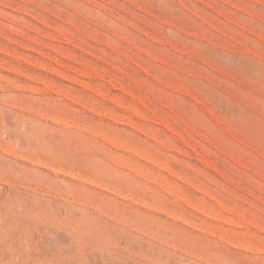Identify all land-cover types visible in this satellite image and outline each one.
<instances>
[{"label": "rangeland", "instance_id": "obj_1", "mask_svg": "<svg viewBox=\"0 0 264 264\" xmlns=\"http://www.w3.org/2000/svg\"><path fill=\"white\" fill-rule=\"evenodd\" d=\"M0 47L53 264H264V0H0Z\"/></svg>", "mask_w": 264, "mask_h": 264}, {"label": "bare ground", "instance_id": "obj_2", "mask_svg": "<svg viewBox=\"0 0 264 264\" xmlns=\"http://www.w3.org/2000/svg\"><path fill=\"white\" fill-rule=\"evenodd\" d=\"M23 48L28 49V47L26 48V46ZM4 51L5 50H2L0 47V52L4 53ZM7 53L10 52H8L7 50ZM7 53L5 52V54ZM26 61L27 60H25V62ZM29 64L31 65V63ZM42 70L45 69L42 68ZM63 72L55 70V73L61 77L63 76ZM58 122L65 124V126L67 127L70 126L66 125L67 122L65 120L60 119L58 120ZM21 123L15 125L8 124L13 128L15 127V130L12 132H4V128H0V140L2 139L4 140V142L7 141V143L9 142L12 145H18L25 148H30L32 146L38 147L40 145H43L40 136L35 133L36 131H33L30 126H27L29 131L28 129L27 132L25 130H22L21 128L23 127H20ZM9 126L8 128H10ZM32 127L34 126L32 125ZM17 159H22L25 162H20ZM48 161H50V159H48ZM41 164V162L34 160L32 156L27 157L25 156V154H20L19 151L10 147L4 149L0 148V264H53L55 256L53 230L52 227L46 225L47 223L45 224L44 221L45 217L50 216L54 213L52 201L39 197L37 193H35L36 190H32L34 192L27 190L29 188V186L27 185L37 186L41 181L40 177L41 175H43V173H46L49 181H51L49 171H57L56 174H58L60 169L57 170L56 167L54 168L51 164L47 163L44 167H48L49 169L47 168L48 171H44L43 168H41V166H43ZM158 167L172 173V169L169 166L158 164ZM60 173L62 172L60 171ZM42 194L47 195V193L45 192ZM226 206L227 205H223L222 207L220 205L223 210L225 209V211H229ZM46 220L48 221V218H46ZM245 223L246 225H250L251 227L257 229L262 228L264 230V227H261V225L255 220H247ZM42 235H44L43 238Z\"/></svg>", "mask_w": 264, "mask_h": 264}]
</instances>
